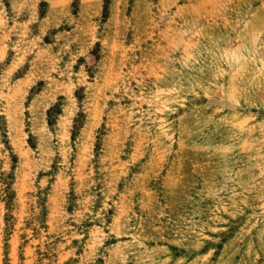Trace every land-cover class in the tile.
Listing matches in <instances>:
<instances>
[{"label":"rangeland","instance_id":"obj_1","mask_svg":"<svg viewBox=\"0 0 264 264\" xmlns=\"http://www.w3.org/2000/svg\"><path fill=\"white\" fill-rule=\"evenodd\" d=\"M0 264H264V0H0Z\"/></svg>","mask_w":264,"mask_h":264},{"label":"trees","instance_id":"obj_2","mask_svg":"<svg viewBox=\"0 0 264 264\" xmlns=\"http://www.w3.org/2000/svg\"><path fill=\"white\" fill-rule=\"evenodd\" d=\"M4 194H5V197L7 198V200H10L12 197H13V195H12V193L10 192V189L8 188V190H6L5 192H4Z\"/></svg>","mask_w":264,"mask_h":264}]
</instances>
